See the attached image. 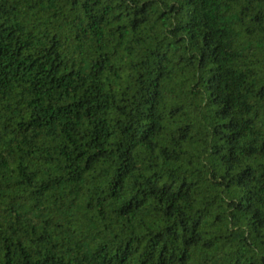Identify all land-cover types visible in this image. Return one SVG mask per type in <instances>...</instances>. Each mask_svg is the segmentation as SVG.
Instances as JSON below:
<instances>
[{"label": "trees", "instance_id": "16d2710c", "mask_svg": "<svg viewBox=\"0 0 264 264\" xmlns=\"http://www.w3.org/2000/svg\"><path fill=\"white\" fill-rule=\"evenodd\" d=\"M0 264H264V0H0Z\"/></svg>", "mask_w": 264, "mask_h": 264}]
</instances>
